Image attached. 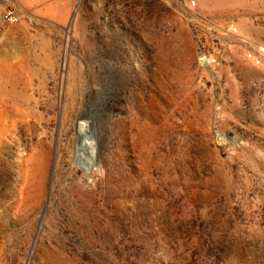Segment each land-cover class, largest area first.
<instances>
[{
  "label": "rangeland",
  "instance_id": "obj_1",
  "mask_svg": "<svg viewBox=\"0 0 264 264\" xmlns=\"http://www.w3.org/2000/svg\"><path fill=\"white\" fill-rule=\"evenodd\" d=\"M190 1L0 0V264H264V0Z\"/></svg>",
  "mask_w": 264,
  "mask_h": 264
},
{
  "label": "built area",
  "instance_id": "obj_2",
  "mask_svg": "<svg viewBox=\"0 0 264 264\" xmlns=\"http://www.w3.org/2000/svg\"><path fill=\"white\" fill-rule=\"evenodd\" d=\"M177 4L181 8H193L195 7V1L190 0H176ZM1 19L4 22L15 23L18 22L20 17L14 10H7L3 13ZM243 43L248 45L247 58L254 65H263L264 64V42H253L248 40H242ZM219 51H206L202 50L199 54V63L206 66H215L219 64Z\"/></svg>",
  "mask_w": 264,
  "mask_h": 264
},
{
  "label": "bare ground",
  "instance_id": "obj_3",
  "mask_svg": "<svg viewBox=\"0 0 264 264\" xmlns=\"http://www.w3.org/2000/svg\"><path fill=\"white\" fill-rule=\"evenodd\" d=\"M78 154L76 159L82 163L88 170L97 169L99 158L97 138L92 131L90 122H80L78 125Z\"/></svg>",
  "mask_w": 264,
  "mask_h": 264
}]
</instances>
